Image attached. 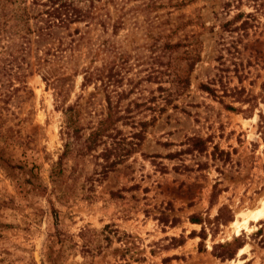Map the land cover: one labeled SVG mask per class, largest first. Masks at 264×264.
I'll use <instances>...</instances> for the list:
<instances>
[{
    "label": "rangeland",
    "instance_id": "374dc122",
    "mask_svg": "<svg viewBox=\"0 0 264 264\" xmlns=\"http://www.w3.org/2000/svg\"><path fill=\"white\" fill-rule=\"evenodd\" d=\"M122 4L119 28L70 27L72 58L31 46L27 89L0 79V264H227L212 247L264 198V0ZM240 234L233 259L264 264V219Z\"/></svg>",
    "mask_w": 264,
    "mask_h": 264
},
{
    "label": "trees",
    "instance_id": "16d2710c",
    "mask_svg": "<svg viewBox=\"0 0 264 264\" xmlns=\"http://www.w3.org/2000/svg\"><path fill=\"white\" fill-rule=\"evenodd\" d=\"M122 5V0H0V79L5 75H10L19 85V89H27L25 79L31 72L27 71L29 63H27L26 59L31 51V46H35V50L42 52L44 57H55L57 53L66 50L72 53L74 48H77L78 41L81 39L71 38L72 35L79 34L77 27L69 32L72 25L84 24L87 28L89 25L94 24L103 30L109 25L112 28H119L121 20L125 15V12H122ZM109 7H112L116 17L113 23H108L111 16ZM63 31L66 32L65 37H70L68 42L61 35ZM105 43L102 40L100 46L103 47ZM72 57L73 53L68 58ZM190 59L192 60V58ZM40 60L43 63H48V59L46 58ZM89 63H91V60ZM61 68L71 72L72 75H82V81L84 83H89L98 76L89 67L81 68L79 71H76L73 67L61 66ZM12 69H14L13 74H8ZM45 74L46 76L44 78L52 77L54 76V71H46ZM176 78H178L177 80L185 79L179 74H176ZM200 89L203 92L215 96V90L211 89L208 85H200ZM225 108L231 112L235 111V109L229 106ZM66 126L67 128H73L70 119L66 121ZM203 141L200 139H192V146L198 151H204ZM212 150H217L216 145L212 146ZM220 153L222 152L220 151ZM64 154L65 151L60 157ZM60 157L51 166L49 171V179L52 184L54 181H59L63 178V173L59 166ZM216 185L217 183L212 186V191L214 190L218 193L220 190L215 189ZM60 195L62 194L60 193ZM188 222L200 225V230L197 233L191 231L187 237H197L199 239L197 251L202 253L205 251L203 243L206 238L202 226L204 219L200 216L190 215ZM107 229H109V225H104L103 231ZM109 231L116 232L110 229ZM107 233L109 234V232ZM254 234L262 238L261 230H256ZM240 236L241 234L239 236H233L230 240L214 245L211 250L212 256L221 261L232 260L236 251L244 245ZM103 237L105 239L107 238V236ZM174 242L177 246H180L184 240L182 237H179ZM243 264H248V261Z\"/></svg>",
    "mask_w": 264,
    "mask_h": 264
},
{
    "label": "bare ground",
    "instance_id": "6f19581e",
    "mask_svg": "<svg viewBox=\"0 0 264 264\" xmlns=\"http://www.w3.org/2000/svg\"><path fill=\"white\" fill-rule=\"evenodd\" d=\"M243 217L242 222H233L231 223V227L233 229V234L231 236H239L240 229L245 227L247 222H257L261 219H264V198L259 202L258 208L249 211L247 213L240 214ZM253 227L249 228L247 231L250 232ZM230 238V237H229ZM228 238V239H229ZM247 252V246L238 250V255L244 254ZM228 264H238L235 263L233 260L228 261Z\"/></svg>",
    "mask_w": 264,
    "mask_h": 264
},
{
    "label": "crops",
    "instance_id": "0c3cea01",
    "mask_svg": "<svg viewBox=\"0 0 264 264\" xmlns=\"http://www.w3.org/2000/svg\"><path fill=\"white\" fill-rule=\"evenodd\" d=\"M241 255H243V254H241ZM241 255H240V256H241ZM236 257H237V254H236ZM233 261H234L235 263L240 264V262H237L235 259H233ZM227 264H228V262H227Z\"/></svg>",
    "mask_w": 264,
    "mask_h": 264
}]
</instances>
